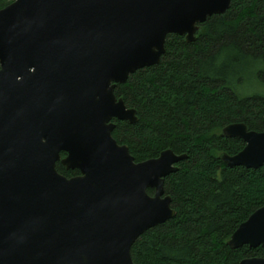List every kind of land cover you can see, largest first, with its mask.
<instances>
[{
    "label": "water",
    "instance_id": "water-1",
    "mask_svg": "<svg viewBox=\"0 0 264 264\" xmlns=\"http://www.w3.org/2000/svg\"><path fill=\"white\" fill-rule=\"evenodd\" d=\"M232 1L13 0L0 9V264H134L137 238L176 215L165 177L187 154L136 161L112 134L115 119H139L116 85L160 63L169 34L195 41ZM222 134L245 142L221 154L229 166H264V130L237 122ZM228 244L264 245V205Z\"/></svg>",
    "mask_w": 264,
    "mask_h": 264
},
{
    "label": "trees",
    "instance_id": "trees-1",
    "mask_svg": "<svg viewBox=\"0 0 264 264\" xmlns=\"http://www.w3.org/2000/svg\"><path fill=\"white\" fill-rule=\"evenodd\" d=\"M12 1L0 0V9ZM201 26L193 42L169 34L160 63L138 69L115 88L139 119H115L112 134L136 161L169 148L187 154L165 177L176 215L137 238L134 264H240L264 256V245L228 244L238 226L264 205V166H229L221 158L245 146L240 137L222 134L226 125L242 122L264 130V94L241 96L229 84L242 58L264 63V0H233L224 14ZM258 78L264 82V66ZM57 168L67 176L79 173L60 162Z\"/></svg>",
    "mask_w": 264,
    "mask_h": 264
},
{
    "label": "rangeland",
    "instance_id": "rangeland-1",
    "mask_svg": "<svg viewBox=\"0 0 264 264\" xmlns=\"http://www.w3.org/2000/svg\"><path fill=\"white\" fill-rule=\"evenodd\" d=\"M263 66L264 63L259 60L254 61L250 57L242 58L239 64L233 66L230 86L241 96L254 93L264 94V82L258 78V72Z\"/></svg>",
    "mask_w": 264,
    "mask_h": 264
},
{
    "label": "flooded vegetation",
    "instance_id": "flooded-vegetation-1",
    "mask_svg": "<svg viewBox=\"0 0 264 264\" xmlns=\"http://www.w3.org/2000/svg\"><path fill=\"white\" fill-rule=\"evenodd\" d=\"M66 155V153L65 154H63V156H65ZM66 170H75V169H67L66 168ZM78 170V169H77ZM79 171V170H78ZM78 174H80V171H79V173H77V174H75V175H78ZM75 175H70V176H68V177H71V176H75ZM67 176V175H66Z\"/></svg>",
    "mask_w": 264,
    "mask_h": 264
}]
</instances>
